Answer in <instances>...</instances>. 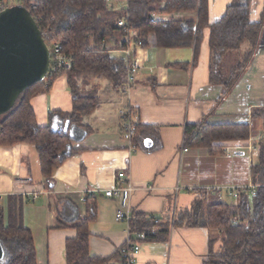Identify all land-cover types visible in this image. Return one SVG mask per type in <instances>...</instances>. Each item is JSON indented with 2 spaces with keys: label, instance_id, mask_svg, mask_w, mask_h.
Listing matches in <instances>:
<instances>
[{
  "label": "crops",
  "instance_id": "crops-1",
  "mask_svg": "<svg viewBox=\"0 0 264 264\" xmlns=\"http://www.w3.org/2000/svg\"><path fill=\"white\" fill-rule=\"evenodd\" d=\"M232 1L209 0L210 25L223 18ZM250 5V20L260 25L261 36L251 65L228 93L210 81L209 29L197 61L194 48L161 49L151 36L147 46L138 51L142 68L128 95L107 80L97 82L99 105L82 119L90 132L81 142H72L70 148L77 153L53 170L51 185L43 176L34 145L0 146V203L6 209L10 196L23 198L24 225L33 234L38 264H67V241L77 237L76 229L58 227V205L65 216L79 214L81 218L89 216L90 206L95 207L96 218L89 225L90 253L108 258L131 237L128 224L117 219L119 210L159 219L168 214L176 217L189 210L201 193H206L209 203H230L227 199L232 197L213 189L252 184L248 146L264 139V120L252 118L254 109L264 107V0H250ZM162 16L167 20L194 14ZM112 56L126 60L120 51L112 52ZM227 57L235 61L233 56ZM31 104L41 127L65 133L69 122L63 124L62 116L73 111L67 75L59 76L49 90L34 96ZM125 107L137 110L140 124L159 133L160 149H129L119 116V110ZM202 121L213 125L249 124L251 140L227 147L234 153L232 159L224 151L213 155L204 148L186 147V127ZM151 141L148 149L154 146ZM121 172L125 174L121 196L106 197L105 191L116 186ZM88 190L99 192L83 203L81 198ZM210 234L205 228H172L166 242H142L137 264H204ZM110 264L120 261L114 259Z\"/></svg>",
  "mask_w": 264,
  "mask_h": 264
},
{
  "label": "trees",
  "instance_id": "trees-1",
  "mask_svg": "<svg viewBox=\"0 0 264 264\" xmlns=\"http://www.w3.org/2000/svg\"><path fill=\"white\" fill-rule=\"evenodd\" d=\"M32 4V17L40 30L50 28L49 41L63 45L64 52L73 58L71 70L56 76L51 71L45 80L22 93L16 105L0 116V146L34 145L39 153L42 173L51 185L53 170L74 156L73 141L81 142L90 132L82 119L91 115L99 105V80H107L116 90L126 80L127 69L122 60L112 56L113 51L127 48L126 33L118 27L125 15L137 31V38L146 47L154 36L161 49L194 48L195 61L206 29H209L210 81L231 91L251 65L254 49L261 36L260 25L250 20V0H233L225 15L217 23H209V0H127L128 12L112 11L105 0H25ZM153 14H194L188 17H169L151 23ZM39 18L43 22H39ZM248 46L251 49L248 50ZM237 55L230 62L227 56ZM61 75H67L73 99V111L62 116L69 122V132L52 127H41L31 100L49 90ZM252 118L264 120V107L252 111ZM249 124L213 125L202 121L188 125L185 131L186 147L204 148L213 155L222 154L232 144H247L252 137ZM150 127L139 124L135 144L145 151L162 147L160 135ZM144 139L154 141L148 149ZM257 161L251 163L252 183L257 187L255 196L242 193L236 204L221 201L208 202L201 193L189 210L174 217L166 215L158 223L152 215L136 213L130 221L129 242H166L172 228H205L210 231L208 259L204 264H264V139L254 144ZM92 199L88 200L91 201ZM61 202V201H59ZM58 202V204H59ZM58 208V227L77 230V237L66 244L67 264L121 263L120 249L111 257H93L90 253L89 225L96 218L95 207L90 206L87 218L79 214L67 217ZM24 200L13 195L8 199L7 211L0 203V243L4 259L0 264H38L32 232L24 225ZM65 210V209H64ZM144 239H137V234Z\"/></svg>",
  "mask_w": 264,
  "mask_h": 264
},
{
  "label": "built area",
  "instance_id": "built-area-1",
  "mask_svg": "<svg viewBox=\"0 0 264 264\" xmlns=\"http://www.w3.org/2000/svg\"><path fill=\"white\" fill-rule=\"evenodd\" d=\"M108 7L112 11H120L124 10L125 13L128 12V3L127 0H105ZM24 7L26 8L30 14L31 9L33 8L32 4L26 3L25 0H0V14L5 12L6 10L14 7ZM163 16H159L153 14L151 17V23H155L159 20H162ZM36 21V20H35ZM39 22L42 23L43 19L39 18ZM37 25L38 22L36 21ZM39 27V25H38ZM118 27L122 28L126 33L127 38V48L124 50H120L126 56L125 66L127 69L126 80L120 87V92L123 95H128L134 88L136 83V77L142 68V60L138 55V51L143 49V43L137 38V31L135 27L130 23L129 16L125 15L122 19L118 21ZM40 29V27H39ZM41 31V30H40ZM42 36L45 39L49 40L50 28L45 26L43 31H41ZM46 42V40H45ZM47 45V43H46ZM50 56V69L51 74L53 76L58 75L59 73L71 70L73 65V58L67 55L64 52V47L61 43L56 41H49V45H47ZM119 52V51H113ZM49 74V73H48ZM119 116L122 123V133L123 139L128 143L129 149L132 151L137 150V145L135 144V138L137 136V128L140 124V117L137 110L132 107H125L119 110ZM249 153L251 155V150H256L254 144H249L248 146ZM187 151V150H186ZM225 156L228 159H232L234 157V153L230 148L224 149ZM125 174L123 172L118 174L116 179V186L113 189L105 191L106 197H120L122 193L121 184L124 183ZM217 193H226L235 201H238L240 195L242 193L249 194L251 196H255L257 193V187L253 185V183L249 186L244 187H216L213 189ZM98 190H88L84 193L81 201L83 203L88 202V200L95 197L98 193ZM132 215L129 212H125L124 210H119L117 212V219L121 222H125L128 224L130 229V221ZM152 219L155 223H158L159 218L157 216H152ZM137 239L143 240L144 234L140 233L136 235ZM142 242H129L120 248L121 253V263L120 264H137L138 256L141 252Z\"/></svg>",
  "mask_w": 264,
  "mask_h": 264
},
{
  "label": "water",
  "instance_id": "water-1",
  "mask_svg": "<svg viewBox=\"0 0 264 264\" xmlns=\"http://www.w3.org/2000/svg\"><path fill=\"white\" fill-rule=\"evenodd\" d=\"M49 69V50L30 12L19 6L1 13L0 116L14 108L24 91L45 80ZM68 126L67 123L65 133ZM144 145L150 148L153 142L147 139ZM3 259L4 249L0 243V261Z\"/></svg>",
  "mask_w": 264,
  "mask_h": 264
},
{
  "label": "rangeland",
  "instance_id": "rangeland-1",
  "mask_svg": "<svg viewBox=\"0 0 264 264\" xmlns=\"http://www.w3.org/2000/svg\"><path fill=\"white\" fill-rule=\"evenodd\" d=\"M237 55H233V57H234V59H235V61H233L234 63L237 61V59H238V56L236 57ZM232 58V57H231ZM232 62V61H231ZM124 64H125V62H124ZM247 155H248V157L250 158V156H249V154H248V151H247ZM251 159L253 160V162H256L257 161V149L256 150H251ZM227 201L228 202H230V204L231 203H234V202H236L234 199H232V200H228L227 199Z\"/></svg>",
  "mask_w": 264,
  "mask_h": 264
}]
</instances>
